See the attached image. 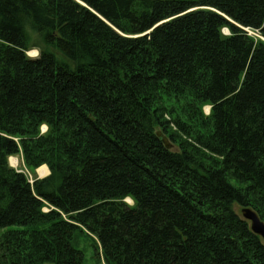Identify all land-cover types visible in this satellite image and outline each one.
<instances>
[{"label": "trees", "instance_id": "obj_1", "mask_svg": "<svg viewBox=\"0 0 264 264\" xmlns=\"http://www.w3.org/2000/svg\"><path fill=\"white\" fill-rule=\"evenodd\" d=\"M236 206L264 222V0H0V264H83L84 231L104 264H264Z\"/></svg>", "mask_w": 264, "mask_h": 264}, {"label": "rangeland", "instance_id": "obj_2", "mask_svg": "<svg viewBox=\"0 0 264 264\" xmlns=\"http://www.w3.org/2000/svg\"><path fill=\"white\" fill-rule=\"evenodd\" d=\"M223 33L227 34L228 32L225 29L223 30ZM250 34L252 33L250 32ZM28 55L30 57H36L38 55V50L32 49L28 51ZM203 110L205 114H208L209 106L204 105ZM41 130L42 132H44L46 130V127L42 126ZM173 149H176V147H173ZM8 163L15 170L23 172L27 176L30 182H33L35 178H43L49 174V169L46 164H43L33 170L28 169L24 165L21 155L9 156ZM39 169H45L47 171L45 174H41L39 172ZM127 201L130 204H132V201H130L129 199H127ZM236 211L240 213L239 206H236ZM72 243L76 248H78L83 252V256H84L83 264H104L100 254V250H96L95 238L92 235L88 234L85 231L76 232L74 234Z\"/></svg>", "mask_w": 264, "mask_h": 264}, {"label": "water", "instance_id": "obj_3", "mask_svg": "<svg viewBox=\"0 0 264 264\" xmlns=\"http://www.w3.org/2000/svg\"><path fill=\"white\" fill-rule=\"evenodd\" d=\"M158 136L161 137L166 147H170L171 144L165 136H163L160 132H158ZM240 213L243 219L250 223V230L261 237L264 241V222L260 220L258 214L251 208L245 206L240 209Z\"/></svg>", "mask_w": 264, "mask_h": 264}, {"label": "bare ground", "instance_id": "obj_4", "mask_svg": "<svg viewBox=\"0 0 264 264\" xmlns=\"http://www.w3.org/2000/svg\"><path fill=\"white\" fill-rule=\"evenodd\" d=\"M46 171H47V170H45V169H39V172H40L41 174H45Z\"/></svg>", "mask_w": 264, "mask_h": 264}]
</instances>
